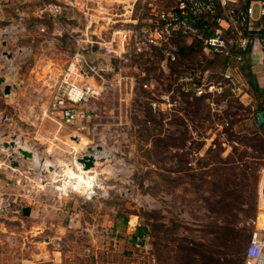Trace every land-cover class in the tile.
Wrapping results in <instances>:
<instances>
[{
    "label": "rangeland",
    "instance_id": "rangeland-1",
    "mask_svg": "<svg viewBox=\"0 0 264 264\" xmlns=\"http://www.w3.org/2000/svg\"><path fill=\"white\" fill-rule=\"evenodd\" d=\"M134 1L94 0L88 22L81 14L79 27L82 24L85 32L84 26L88 24V37L92 39L107 38L108 26L123 13L121 6H132L133 15L140 21L148 16L147 2ZM160 1L166 7L171 5L170 0ZM7 2L10 12L4 13L0 7V78L4 79V84H0V192L7 188L16 200L10 212L22 209V204L29 216L37 211L35 199L50 203L43 204L47 213L57 211L52 207L69 199L72 216L64 218L68 229L60 233L57 244L60 262L50 258L51 264H172L177 258L178 264L182 260L192 264H242L253 223L264 218L258 204L264 168V130L245 127L236 131L239 120L233 117V129L228 133L230 145L226 149L205 148L201 155L192 157V151H200L205 142L190 141L185 124L204 139L212 121L203 98L187 96L179 109L181 116L172 117V130L162 137L167 131L159 123L162 118H153L150 127L137 119L139 130L134 133L128 127L119 129L113 110L115 94L110 90L96 103L99 115L95 135L77 136L45 112L57 72L69 60L60 55L61 46H41L43 39L34 28V18H38L33 12L35 2L43 7L60 0ZM151 3L153 8L158 6V2ZM102 5L106 6L105 12L98 9ZM18 19L24 28H13ZM5 22H9L10 28H2ZM187 44L182 41L181 49ZM179 58L180 67L197 68L201 75L208 71L212 81L218 80L222 71V62L198 45L186 48L184 54L179 52ZM157 60L137 64V81H170ZM133 69L127 68L131 77ZM4 85L11 87L7 96L3 94ZM252 106L255 110L256 103ZM11 143L15 147H9ZM95 146L102 149L104 159H97L95 168L84 172L78 159ZM18 148L32 152L34 160L21 161ZM17 159L25 165L12 175L10 162ZM37 164L43 167L40 169ZM131 218L148 226V241L137 244L127 254H113L112 247L117 250L120 246L124 252L127 247L125 239L112 237L114 221ZM23 223L26 229L31 227L29 219ZM229 230L237 240L225 248L217 236ZM8 233L10 230L3 234ZM46 239L45 234L34 238L26 233L22 253L26 264L50 263L48 256L43 261L34 259L40 249L32 248L33 243L39 242L45 251ZM197 252L204 255L203 260Z\"/></svg>",
    "mask_w": 264,
    "mask_h": 264
},
{
    "label": "built area",
    "instance_id": "built-area-1",
    "mask_svg": "<svg viewBox=\"0 0 264 264\" xmlns=\"http://www.w3.org/2000/svg\"><path fill=\"white\" fill-rule=\"evenodd\" d=\"M93 1L48 2L41 12L58 19L66 7L73 10L80 8L87 21L90 11L94 10ZM136 1L147 2L148 16L140 21L133 15L132 6H121L123 13L120 14L121 11L117 15L119 20L108 26L110 33L107 38L88 37L89 26H84L85 35L79 44L85 45L77 47L69 61L57 72L45 110L47 116L71 129L77 136L91 137L98 126L95 123L99 115L98 101L112 90L115 94L113 110L118 116L119 129L128 127L134 133L139 130L137 119L150 127L153 118H162L159 123L163 130H167L161 134L163 137L172 130V117L181 116L179 109L187 96L203 98L212 121L204 139L199 133L191 131L189 124H185L190 141L205 142L204 147L198 152L192 151L191 156L201 155L205 148L210 151L226 149L230 145L228 133L233 129V117L239 122L255 117L254 109L243 100V85L237 70L243 64L244 52L256 31L252 4L244 7V0H170L171 5L166 7L160 0ZM152 1L158 2V6L153 8ZM102 6L98 9L102 8L101 11L105 12L106 6ZM259 17L264 18V1L259 2ZM182 41L195 43L214 57L228 58L230 64L220 72L216 81L208 78V71L203 75L197 68L186 71L179 65ZM262 53L264 55L263 45ZM157 59L162 71H167L170 81H137V64L152 63ZM128 66L134 68L132 77ZM146 115L148 117H144ZM88 150L92 151L95 165L97 159H103L99 146L88 148L84 155H89ZM130 151L135 154L134 150ZM258 204L264 216V168L260 174ZM12 205L10 195L0 192V212L9 211ZM253 226L243 264H264V218H257Z\"/></svg>",
    "mask_w": 264,
    "mask_h": 264
},
{
    "label": "crops",
    "instance_id": "crops-1",
    "mask_svg": "<svg viewBox=\"0 0 264 264\" xmlns=\"http://www.w3.org/2000/svg\"><path fill=\"white\" fill-rule=\"evenodd\" d=\"M7 1L8 0H2V3L0 5L1 10L2 12L4 11V13H8L11 11ZM246 1L253 6L254 14L252 19L254 29L256 31L251 36L249 48L246 50V52H244L243 64L239 65L237 67V70L243 85V100L244 102L250 104L251 108L254 109L252 103L257 104L259 102H262L264 95V55L262 53V45L264 46V18L259 17V2H263L264 0ZM25 3L27 2H24V4ZM38 3L39 4L36 5L35 2V4L33 5L34 15H36L35 17H38L34 18V28L38 30V33L41 34V37L43 39L41 42V46H44L45 44H47L49 47L61 46L62 52H60V55H62L65 60H68L76 51V48H74L73 50H71V48L73 46L80 45L79 40H81L85 35V32L82 31V24L79 27V22L82 21V13L80 8H76V10H73L71 8L65 9L63 15L60 18L54 19L47 16L46 14H43L41 12L42 5L40 2ZM76 11H78L79 13H75ZM59 19H61V21H59ZM2 26H4L2 28L8 29L9 22H5V24H2ZM13 28H24L23 24L21 23V19H18L15 23H13ZM187 45L191 46V44L189 43ZM249 126H253L252 119L242 120L238 122V124H235V130L240 131L243 128ZM14 161L18 163V167H10L12 175L16 172V170L25 165H22V163L18 159ZM21 161L27 160L22 159ZM6 178L10 180L9 176H7ZM1 193L10 195V197H12V194L7 188L2 189ZM11 200L14 203L16 201L12 198ZM68 201L69 199L65 198L59 205L55 203L56 205H54V207L52 208L57 209V211H50L47 213L43 208V204L50 203L46 201L41 203L39 200L37 201L35 199L33 201V205L35 210L37 211H35V213L30 216L28 215L25 207L23 208L22 204H20V206L22 207V209L20 210L16 209L13 212H0V264H26L25 257H23L22 255L25 245L24 237L26 236V233H30L34 238L41 237V235L43 234L48 236V239H46L47 249H45V251L41 250L39 242L33 243L32 248L34 250L37 247H39L40 249V252L38 253L39 256L34 259L43 261L42 259L48 256L49 260L51 258L54 259L55 263L60 262L61 255L59 258L60 251L57 250V244H60L58 240L62 237L60 236V233L68 229L66 220H64V218L66 216H72L70 213L71 202ZM40 207L42 208V211ZM39 211L41 212L38 213ZM26 219H29L31 221V227H29L28 229H26L23 225V221ZM113 225V229L111 230L113 233L112 237L116 239L120 238V240H122L123 238L126 240L125 242L127 244L125 252L120 246L119 248H117V250L112 247L111 250L113 254H117L120 251L127 254L132 249H134L137 244H142L148 241V236L150 234L148 226L146 224H140V222H138L136 219L133 220L131 218L127 221L118 219L114 221ZM14 226L16 228H20L19 231H17L16 229L15 231H12L14 230ZM9 230L10 233H8L7 235L3 234L4 232H7ZM12 243H14V245ZM99 252L102 253L101 250H99ZM51 261L52 260H50L49 264H51Z\"/></svg>",
    "mask_w": 264,
    "mask_h": 264
},
{
    "label": "trees",
    "instance_id": "trees-1",
    "mask_svg": "<svg viewBox=\"0 0 264 264\" xmlns=\"http://www.w3.org/2000/svg\"><path fill=\"white\" fill-rule=\"evenodd\" d=\"M249 5V2H247L246 0H244V7H246V6H248ZM198 27H199V29L201 30L202 29V25H201V23L199 22V24H198ZM193 45H194V47H196L197 46V44H195V43H192ZM191 44V46H187V47H183L182 49H181V47H180V53H182V54H184V50L186 49V48H193V45ZM199 46V45H198ZM234 53H237V51L236 52H234ZM216 58H218L221 62H222V70L223 69H225L226 68V66L227 65H229L230 64V60L228 59V58H224V57H216ZM207 68H210V67H207ZM187 70H190V69H187ZM186 70V71H187ZM211 70V69H210ZM221 72V71H220ZM219 75H220V73H219ZM261 111H264V95H263V100H262V102H259V103H257L256 104V109L254 110V115H256L257 113H259V112H261ZM253 126H251V127H253L254 129H256V130H260V129H263L264 130V125H262V126H257L256 125V119H255V117L253 118ZM250 127V126H249ZM225 198V197H224ZM226 199V198H225ZM225 201V200H224ZM224 207L226 208V206H225V202H224ZM224 208V211L226 210ZM219 232H217V234H218ZM219 239H221L222 240V245L226 248L227 247V244H229L230 242H233V243H235L236 242V240H237V238L235 237V236H233V232H232V230H229L228 232L226 231V232H224V234H218V236H217ZM249 237H250V235H249ZM248 240H249V238H248ZM248 242V241H247ZM198 251V250H197ZM245 252V251H244ZM198 253V257L201 259V260H203L204 259V255L201 253V252H197ZM186 254H187V251H186ZM186 254H185V256H186ZM184 258H186V257H184ZM178 258L177 259H174L173 261H172V264H178ZM243 261H244V256H243ZM192 264V261H189V262H185V260H182V263L181 264ZM194 264V263H193ZM242 264H243V262H242Z\"/></svg>",
    "mask_w": 264,
    "mask_h": 264
},
{
    "label": "water",
    "instance_id": "water-1",
    "mask_svg": "<svg viewBox=\"0 0 264 264\" xmlns=\"http://www.w3.org/2000/svg\"><path fill=\"white\" fill-rule=\"evenodd\" d=\"M0 84H4V80L0 79ZM11 91L10 85H4L3 86V94L5 96L9 95ZM257 126L264 125V111H261L255 115ZM15 143H11L9 147L13 148L15 147ZM19 154L21 155L23 160H32L34 154L26 149L18 148L17 149ZM89 155H84L81 158L78 159V164L81 166L82 171L87 172L95 168V158L92 155V151L88 150ZM10 166L12 168H17L18 163L14 160H11Z\"/></svg>",
    "mask_w": 264,
    "mask_h": 264
},
{
    "label": "bare ground",
    "instance_id": "bare-ground-1",
    "mask_svg": "<svg viewBox=\"0 0 264 264\" xmlns=\"http://www.w3.org/2000/svg\"><path fill=\"white\" fill-rule=\"evenodd\" d=\"M102 157H103V156H102ZM33 158H34V156H33ZM33 158H32V161L34 160ZM103 159H104V158H103ZM37 165H38V164H37ZM38 166H40V165H38ZM42 167H43V166H40V169H41Z\"/></svg>",
    "mask_w": 264,
    "mask_h": 264
}]
</instances>
